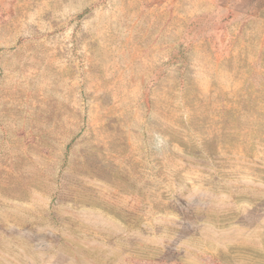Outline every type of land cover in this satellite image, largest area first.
I'll use <instances>...</instances> for the list:
<instances>
[{
	"label": "rangeland",
	"instance_id": "374dc122",
	"mask_svg": "<svg viewBox=\"0 0 264 264\" xmlns=\"http://www.w3.org/2000/svg\"><path fill=\"white\" fill-rule=\"evenodd\" d=\"M0 264H264V0H0Z\"/></svg>",
	"mask_w": 264,
	"mask_h": 264
}]
</instances>
